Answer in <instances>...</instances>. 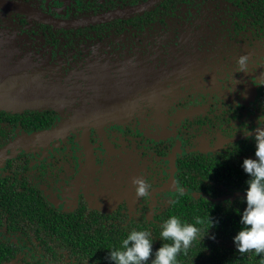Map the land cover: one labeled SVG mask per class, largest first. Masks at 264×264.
Segmentation results:
<instances>
[{"label":"flooded vegetation","instance_id":"flooded-vegetation-1","mask_svg":"<svg viewBox=\"0 0 264 264\" xmlns=\"http://www.w3.org/2000/svg\"><path fill=\"white\" fill-rule=\"evenodd\" d=\"M0 1L58 25L148 0ZM156 4L70 27L0 8V88L11 89L0 101V183L63 212L123 206L149 217L180 191L239 195L227 185L246 184L243 161L256 159L264 33L230 30L186 1L141 29L128 21ZM242 56L247 72L238 70ZM137 177L156 185L149 196L137 198Z\"/></svg>","mask_w":264,"mask_h":264},{"label":"trees","instance_id":"trees-1","mask_svg":"<svg viewBox=\"0 0 264 264\" xmlns=\"http://www.w3.org/2000/svg\"><path fill=\"white\" fill-rule=\"evenodd\" d=\"M143 1L134 0L127 5ZM183 1L191 6L206 5L221 25H230V30L240 31L247 25L251 30L264 33V0H161L154 8L128 21L141 22L132 24L141 29L148 26L144 25V18L151 19L157 12L173 15L169 8ZM148 182L151 188L156 186L151 179ZM227 186L229 191H240L239 195L233 199L211 200L180 191L172 199L164 200L159 213L154 212L149 217L144 208L129 214L123 206L111 213L86 206L63 212L28 193L27 189L18 190L10 182H2L0 264H114L109 252L122 250L123 240L133 230L151 233V259H154L162 244L172 243L164 241L160 235L161 225L172 216L179 218L182 225L191 224L199 229L187 250L182 249L178 254L176 264H264V254L258 256L254 251L241 254L234 243V237L243 227L240 220L247 207V184ZM197 218L202 223L198 224Z\"/></svg>","mask_w":264,"mask_h":264},{"label":"clouds","instance_id":"clouds-1","mask_svg":"<svg viewBox=\"0 0 264 264\" xmlns=\"http://www.w3.org/2000/svg\"><path fill=\"white\" fill-rule=\"evenodd\" d=\"M237 64L239 71L247 72L248 57H240ZM262 120H264V115L258 117L256 135L253 138L256 159H245L242 164L244 172L250 177L246 181L245 202L247 207L240 220L243 227L234 237L239 253L254 251L258 256L264 254V127L260 126ZM242 132L246 137L251 135L248 129ZM133 185L137 198L149 196L151 185L143 178H134ZM197 223H202V221L197 218ZM210 223L213 227L211 221ZM161 228V238L164 241L171 240L172 243L162 244L155 252L154 259H151L153 256L151 233L137 230L131 231L123 240L122 250L109 252V259L114 264H148L150 259L151 264H176L178 254L182 249L187 250L191 242L197 238L199 229L191 224L182 225L176 216L170 217L161 225Z\"/></svg>","mask_w":264,"mask_h":264},{"label":"water","instance_id":"water-1","mask_svg":"<svg viewBox=\"0 0 264 264\" xmlns=\"http://www.w3.org/2000/svg\"><path fill=\"white\" fill-rule=\"evenodd\" d=\"M158 1H160V0H148L145 3H143L139 6L133 7V8H126L124 10L107 12V13H103V14H100L97 16L85 18V19H82L79 21H73V22H68V23H58V25H56L57 23L54 22L49 17L44 16V15L40 14L39 12L31 9L30 7H27V6H24L21 4L0 1V8L12 10L15 12H20V13L25 14V15L26 14L31 15V16H33V17H35V18H37V19H39L45 23L51 24V25H55V26L60 25V26L70 27V26L93 24V23L101 22V21L108 20V19H111L114 17L140 13V12L150 8L152 5L156 4ZM10 90L11 89L7 90V89H1L0 88V101L4 98L5 93L7 91H10Z\"/></svg>","mask_w":264,"mask_h":264}]
</instances>
